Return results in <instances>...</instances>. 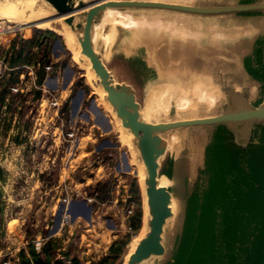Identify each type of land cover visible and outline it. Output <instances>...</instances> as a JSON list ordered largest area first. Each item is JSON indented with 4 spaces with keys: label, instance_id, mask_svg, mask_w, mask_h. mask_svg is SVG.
Listing matches in <instances>:
<instances>
[{
    "label": "water",
    "instance_id": "1",
    "mask_svg": "<svg viewBox=\"0 0 264 264\" xmlns=\"http://www.w3.org/2000/svg\"><path fill=\"white\" fill-rule=\"evenodd\" d=\"M5 1L26 13H50L49 22L61 20L74 37L81 63L89 67L94 87L101 90L102 101L121 131L129 136L127 148L134 151L142 174L138 187L144 233L121 264H264V20L243 25H230L232 19L213 20L263 18L264 0L227 5H199L193 0L189 4L176 0H34L31 8L25 7L27 0L0 3ZM108 9L182 16L204 25H218L215 31L203 29L177 37L203 53L209 49L234 52L244 83L238 89L227 85L224 75L213 66L212 73L225 97L218 114L174 120L176 111L171 105L174 111L170 106V120H146L136 89L118 80L96 50L93 27L101 23ZM122 30L126 37L118 38L116 45L124 55L130 56L137 49L145 51L136 45L126 54L121 42L130 41L131 36ZM166 33L170 32L162 35ZM242 36H256L250 51V44L235 47L220 43ZM204 39L208 42L200 44ZM145 53V65L152 67V56ZM153 69L159 86L153 90L176 86V81H160ZM206 131H210L207 137L203 133ZM173 136L178 141L175 145L170 142ZM170 149L177 155L186 150L185 155L180 153V163L192 184L179 187L182 193L178 196L173 193L176 179L172 171H162V160ZM194 150L199 160L193 166ZM161 177L168 180L166 186L160 185ZM174 224L175 233L171 234Z\"/></svg>",
    "mask_w": 264,
    "mask_h": 264
},
{
    "label": "rangeland",
    "instance_id": "2",
    "mask_svg": "<svg viewBox=\"0 0 264 264\" xmlns=\"http://www.w3.org/2000/svg\"><path fill=\"white\" fill-rule=\"evenodd\" d=\"M239 1L193 0V4L227 5ZM187 20L194 29L176 32V36L187 37L197 30L215 31L218 27L213 23L204 25L197 20ZM213 20H230V25H243L262 21L264 17ZM111 28L110 24L105 25L103 33L108 34ZM35 30L47 31L34 28L32 36ZM115 31L109 45L103 40L97 43L98 51L103 57L105 55L104 61L116 78L131 84L136 89L138 101L144 104L151 88L158 86L153 69H156L155 59L145 47L147 54L152 56V67L145 65L143 49L135 50L130 56L123 55L116 41L120 37L125 39V31L118 26ZM55 36L57 39L49 40L45 47L18 44L5 54L11 68L14 67L11 62L18 61L19 53L21 57L15 64L17 69L6 72L0 79V264L39 239L51 237L54 250L75 254L79 235L84 236V241L100 240L99 245L107 247L108 251L113 242L130 233L125 209L131 181L133 178L138 181L137 166L122 131L96 93L92 79H87L85 68L73 60L64 37ZM255 37L242 36L220 43L235 47L250 44L247 45L250 51ZM207 42L204 39L200 44ZM241 54L242 57L244 53ZM229 55L232 66L228 67L226 61L217 69L230 82L244 83L245 76L236 54L230 52ZM46 61L48 68L38 83ZM64 106L66 112L62 110ZM203 133L207 137L210 131ZM180 153L185 155L186 150ZM180 153L177 155L170 149L162 160L163 173L170 170L176 179L175 196L182 193L179 187L192 185L181 166ZM198 160L199 153L194 150L190 165L194 166ZM98 183L110 186L109 198L100 204L91 196ZM65 215L71 217L67 224L62 221ZM175 229L174 224L171 234ZM96 235L100 238L94 240ZM134 237L131 236L124 256L115 264L123 262L133 246Z\"/></svg>",
    "mask_w": 264,
    "mask_h": 264
},
{
    "label": "bare ground",
    "instance_id": "3",
    "mask_svg": "<svg viewBox=\"0 0 264 264\" xmlns=\"http://www.w3.org/2000/svg\"><path fill=\"white\" fill-rule=\"evenodd\" d=\"M176 2L189 4L191 3V0H176ZM24 4L26 8H31L34 4V0H27ZM50 16L51 14L47 12L26 13V11L16 9L10 2L5 1L0 3V19L16 23L20 26H32L35 29H47L59 36H63L66 46L73 53V60L77 62V64H82V57L78 54V47L74 45L73 35L70 33L68 28L61 23V20L49 22ZM187 19L188 18L182 16H178V18L174 19H167L165 17H157L156 15L152 16L147 14H137L129 11L121 12L108 9L105 11L101 23L93 27V41L97 51V43L100 40H103V42L105 41V43L109 45L115 36V28L117 26L121 27L122 29L128 31L129 36H131V39H129L130 41L124 40L121 42L126 54L129 53L132 46L134 47L136 45H140L145 47L149 53H152V56L155 59L154 61L156 69L158 70L156 71L158 73L159 80L163 82L167 80L177 82L175 86L177 89L176 94L174 93L175 87L171 85L169 86L171 90L167 88L165 89L164 87L163 89L153 90L148 95V98L142 107L141 113L143 117L150 122H166L170 120L168 114L172 99H174V107L176 111L174 117H172L174 120L218 114L221 104L224 102L225 97L221 92L222 87L220 82L215 79L216 76L212 73V68L213 66L218 67L221 62L225 63L226 61L228 62L225 64L228 65V67H231V61L229 60H231L232 57L229 55L230 52L209 49L203 53L200 50H193V45H191V43L187 44L186 42L183 43V41L179 40V38L175 35L176 32L185 33L190 32L189 29H194V25ZM107 24L111 25L112 30L110 29L111 31L105 35L103 31L104 26ZM165 31L170 33H166L164 36L162 34ZM194 37L198 38L197 36ZM189 48H191V51ZM107 52H109V50ZM168 58H170L169 61H171V63L168 62ZM82 66L86 70L87 79H92V74L89 71L88 65L84 66L82 64ZM184 79L190 81L183 82L182 80ZM223 81L227 85L236 89H238L242 84L241 82H230L227 76L223 77ZM153 88L155 87L153 86ZM95 90L99 98L102 100L101 90L97 88ZM104 106L110 113V110L105 103ZM115 123L119 126L118 121L115 120ZM122 135L126 145L130 146L129 136L123 132ZM170 142L172 145L177 144V137L173 136L170 138ZM131 156L135 162L133 150H131ZM135 164L137 166V178L141 184L142 174L140 164L137 162H135ZM167 184L168 180L165 177H161L160 185L166 186ZM142 201L145 213L144 197ZM143 233L144 224H142V228L138 235H135L133 238V246L130 248L127 255L132 252L136 242L142 237Z\"/></svg>",
    "mask_w": 264,
    "mask_h": 264
},
{
    "label": "trees",
    "instance_id": "4",
    "mask_svg": "<svg viewBox=\"0 0 264 264\" xmlns=\"http://www.w3.org/2000/svg\"><path fill=\"white\" fill-rule=\"evenodd\" d=\"M53 39H57V36H55L54 33L50 31L35 30L31 41L25 43V45H30L34 48H42L46 46L49 40ZM20 54L21 53H19L17 62H11V65H14V67H17L15 64L19 62L21 57ZM48 65L49 62L46 61V63L42 67L41 73L39 74L38 83H40L44 74V70L48 68ZM62 110L65 112L67 111L65 106ZM109 189V183H98L96 185V188L93 189L91 196L95 198L97 204H100L109 198ZM128 197L129 198L126 200V203H132L134 205L133 214L129 216L126 220V225L128 228H130V233L124 235L122 238L113 242L109 246L106 256L103 257L96 264H115L124 256L126 247L129 243L131 236L137 235L142 228L141 195L138 187V181L136 178H133L131 181V185L128 189ZM53 249L54 248L52 243L48 242L43 246L41 252L37 253L34 249V245L31 243L27 246L26 250H19L17 254L18 262L16 264H60L59 262L51 261Z\"/></svg>",
    "mask_w": 264,
    "mask_h": 264
},
{
    "label": "built area",
    "instance_id": "5",
    "mask_svg": "<svg viewBox=\"0 0 264 264\" xmlns=\"http://www.w3.org/2000/svg\"><path fill=\"white\" fill-rule=\"evenodd\" d=\"M32 26H20L16 23L8 22L7 20L0 19V79L4 76L6 72H12L16 67L11 68L5 59V54L11 50L14 46L17 48L18 44H25L31 41L32 39ZM129 198V197H128ZM93 201V200H91ZM134 205L132 203L127 204L125 213L126 220L129 216L133 214ZM63 222L66 224L69 223V216L65 215L63 217ZM130 232V228H128ZM92 237V236H91ZM99 235H96L95 239H98ZM100 238V237H99ZM51 237L45 239L36 240L34 245V249L37 253H40L43 246L52 241ZM84 236L79 235V243L77 248V252L75 254H71L65 250H54L52 251L51 261L59 262L60 264H96L107 254V247H101L100 240H96L90 242L89 240H83ZM109 248V247H108ZM18 262L17 255L9 256V260L4 264H16Z\"/></svg>",
    "mask_w": 264,
    "mask_h": 264
}]
</instances>
